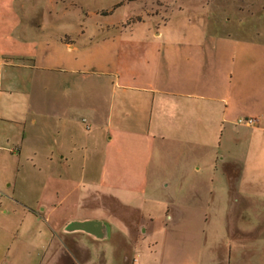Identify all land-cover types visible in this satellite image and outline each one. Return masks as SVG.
<instances>
[{
	"label": "crops",
	"instance_id": "1",
	"mask_svg": "<svg viewBox=\"0 0 264 264\" xmlns=\"http://www.w3.org/2000/svg\"><path fill=\"white\" fill-rule=\"evenodd\" d=\"M29 1L0 0V264H264V13L31 38Z\"/></svg>",
	"mask_w": 264,
	"mask_h": 264
},
{
	"label": "rangeland",
	"instance_id": "2",
	"mask_svg": "<svg viewBox=\"0 0 264 264\" xmlns=\"http://www.w3.org/2000/svg\"><path fill=\"white\" fill-rule=\"evenodd\" d=\"M48 5L47 11L35 12L32 5L35 4ZM30 8L28 10V19L25 21L29 27V36L37 37V26L42 19V13H46L44 25L49 27L68 26L74 27L77 19L78 26H87L88 28L104 25L106 23L124 21L129 23L141 16H157L163 18L167 13H211L210 18L222 16L224 13H264V0H72V2L63 0H35L28 2ZM55 13H66V19L56 20ZM133 13H140L134 14ZM66 20V24L64 22ZM159 20V19H158ZM62 22V23H61ZM71 22V23H70ZM213 25V23L211 24ZM227 28L228 24L221 25ZM262 27L264 29V18L250 19L244 34H250L254 27ZM264 39V34L262 36ZM98 196H91L90 201L98 202ZM107 204L111 206V214L124 217L125 219H133L137 214L130 210L121 209L112 199H106ZM166 222L159 221L152 230V241L159 240L164 234L163 224ZM159 223V224H158ZM134 229V227H132ZM135 231V230H134ZM128 238L124 246L126 253L131 256L135 255V248L132 241H140L135 238V233ZM131 235V234H130ZM147 245V243L145 244Z\"/></svg>",
	"mask_w": 264,
	"mask_h": 264
},
{
	"label": "built area",
	"instance_id": "3",
	"mask_svg": "<svg viewBox=\"0 0 264 264\" xmlns=\"http://www.w3.org/2000/svg\"><path fill=\"white\" fill-rule=\"evenodd\" d=\"M244 120L247 121V122H252V121L255 120V118L248 117V118H246V119H244ZM132 264H138V262H137V261H133Z\"/></svg>",
	"mask_w": 264,
	"mask_h": 264
}]
</instances>
